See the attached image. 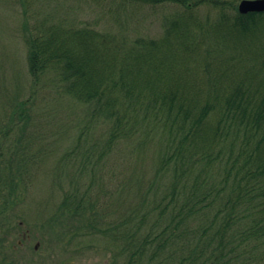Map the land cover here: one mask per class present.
I'll use <instances>...</instances> for the list:
<instances>
[{
    "label": "trees",
    "instance_id": "trees-1",
    "mask_svg": "<svg viewBox=\"0 0 264 264\" xmlns=\"http://www.w3.org/2000/svg\"><path fill=\"white\" fill-rule=\"evenodd\" d=\"M236 1L119 0L103 12V28L23 25L33 88L50 78L60 94L86 104L90 121L107 125L109 139L144 141L149 127L161 141L156 174L166 178L156 182L164 189L136 223L97 225L94 214L84 224L125 236L121 264H264V12L240 14ZM163 4L170 11L158 37L119 25L130 20L118 21L127 5ZM31 98L11 103L3 137L25 133ZM3 166L0 215L17 184ZM79 190L66 192L61 206L81 216L94 209ZM148 217L150 228L142 229ZM170 244L175 252L161 259Z\"/></svg>",
    "mask_w": 264,
    "mask_h": 264
},
{
    "label": "rangeland",
    "instance_id": "rangeland-1",
    "mask_svg": "<svg viewBox=\"0 0 264 264\" xmlns=\"http://www.w3.org/2000/svg\"><path fill=\"white\" fill-rule=\"evenodd\" d=\"M114 2L119 0H0V164L17 183L13 205L8 214L0 215V264H121L126 258L121 251L125 236L118 229L104 231V225L103 231L89 232L84 224L95 214L97 225H113L121 218L133 225L162 194L164 187L156 182L161 179L156 174L161 141L151 139L152 129L145 128L148 134L138 131L144 132V141L130 135L109 139L106 124L89 120L86 104L60 94L50 78L33 88L28 73L24 23L29 27L41 21L44 25L90 21L103 28L109 18L102 14ZM131 7L118 13V21L130 19L119 24L122 29L158 37L169 6ZM28 94L32 98L25 133L3 137L11 103ZM21 146L26 152L23 166L18 161ZM103 147V157L98 158ZM75 187L94 210L85 208L80 216L61 206L65 193ZM155 217L152 213L151 219ZM149 221L144 220L142 229L150 228ZM175 247L170 244L161 259Z\"/></svg>",
    "mask_w": 264,
    "mask_h": 264
},
{
    "label": "water",
    "instance_id": "water-1",
    "mask_svg": "<svg viewBox=\"0 0 264 264\" xmlns=\"http://www.w3.org/2000/svg\"><path fill=\"white\" fill-rule=\"evenodd\" d=\"M237 11L240 14L264 12V0H240L237 3Z\"/></svg>",
    "mask_w": 264,
    "mask_h": 264
}]
</instances>
